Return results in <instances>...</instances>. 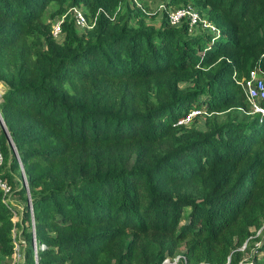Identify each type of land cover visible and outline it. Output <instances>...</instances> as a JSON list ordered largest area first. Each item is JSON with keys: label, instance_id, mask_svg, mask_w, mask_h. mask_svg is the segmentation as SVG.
<instances>
[{"label": "trees", "instance_id": "1", "mask_svg": "<svg viewBox=\"0 0 264 264\" xmlns=\"http://www.w3.org/2000/svg\"><path fill=\"white\" fill-rule=\"evenodd\" d=\"M118 1L0 0V264L16 225L22 264H236L264 223V114L239 83L264 70V0H190L193 26L97 9ZM48 3L93 24L68 12L57 39Z\"/></svg>", "mask_w": 264, "mask_h": 264}, {"label": "rangeland", "instance_id": "2", "mask_svg": "<svg viewBox=\"0 0 264 264\" xmlns=\"http://www.w3.org/2000/svg\"><path fill=\"white\" fill-rule=\"evenodd\" d=\"M185 5L191 6L198 13L200 17L198 6L195 5L190 0H185V1L176 0L175 2H172V3L167 2L166 0H119L115 6L113 5V6L105 7L103 5H100L98 6L97 9L102 11L108 18L112 19L113 18L112 15L117 10L120 11L121 9H124L125 6L132 7V8L139 7L147 15H153V14L156 15L153 19V22L157 24L159 22L158 17L162 13V11L166 13V10L168 9L183 7ZM75 6L79 7L82 10L85 19H87L88 18L87 9L82 4H78ZM55 8H56L55 5H53L52 3H48L44 10V14H43V20L47 21L50 24V30H51V26L55 23V21L59 19L61 13L64 11L63 10V11H60V13H57L55 12ZM67 8L68 7H66L65 10ZM197 27H204V26L198 25ZM54 37L58 39L59 34L55 35ZM15 178H17L16 174H15ZM12 203L13 205L11 204L10 205L14 208V210L12 211L11 219L12 221H18L19 214H20L19 203L16 198L12 199ZM263 225L264 223L262 224V226ZM261 227L259 229H256L253 234L249 235L237 246V250L240 251V257H239L240 261H242L245 258H250V254L253 252L254 247L258 244V241L260 240V239L253 240L252 245H250L251 239L257 238L259 236L260 237L263 236ZM11 238L13 240V250L11 254L7 257V260L9 264H22L25 241L21 233H19V228L17 225L14 226L11 230ZM177 254L179 255L178 263L180 264H188V261L192 263H197L201 261V260L199 261L188 260L186 255L182 251H176L173 254H167V255L168 257H173ZM170 260L172 259L170 258Z\"/></svg>", "mask_w": 264, "mask_h": 264}, {"label": "built area", "instance_id": "3", "mask_svg": "<svg viewBox=\"0 0 264 264\" xmlns=\"http://www.w3.org/2000/svg\"><path fill=\"white\" fill-rule=\"evenodd\" d=\"M68 12L70 13L72 20L77 27H89L93 24V18L91 21L85 19L82 10L79 7L71 6L68 7L63 13H61L59 19L55 21V23L51 26V33L54 36L59 34L60 22L64 17V15ZM166 17L169 23L171 24H178L183 18L187 20L189 26L196 25L197 22L202 23V20L199 17L198 13L189 5L166 10ZM203 24L209 26L211 29L214 30V27L211 24H207L204 22ZM239 83L241 85L245 99L249 103L248 112L259 113L260 115L264 114V106L261 105L260 103V100L264 98V70H260L259 68H253L249 70L248 76L244 80H239ZM1 158L2 155L0 152V163H1ZM22 179H24L23 175H22ZM0 187L2 188L3 191H6L8 189V186L2 180H0ZM178 257H179L178 254L173 257L165 256L161 259L160 264H180L178 263ZM170 258L172 260H170ZM188 264H208V263L204 261L202 262L199 261L197 263H192L188 261ZM236 264H256V263L251 258H245L242 261L240 260L237 261Z\"/></svg>", "mask_w": 264, "mask_h": 264}, {"label": "water", "instance_id": "4", "mask_svg": "<svg viewBox=\"0 0 264 264\" xmlns=\"http://www.w3.org/2000/svg\"><path fill=\"white\" fill-rule=\"evenodd\" d=\"M3 127H4V124L2 123Z\"/></svg>", "mask_w": 264, "mask_h": 264}]
</instances>
